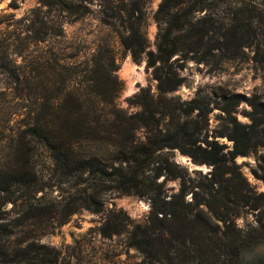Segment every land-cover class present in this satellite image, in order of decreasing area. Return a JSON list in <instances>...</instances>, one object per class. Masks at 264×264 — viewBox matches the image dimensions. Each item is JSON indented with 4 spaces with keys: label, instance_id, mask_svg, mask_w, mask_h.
Wrapping results in <instances>:
<instances>
[{
    "label": "trees",
    "instance_id": "obj_1",
    "mask_svg": "<svg viewBox=\"0 0 264 264\" xmlns=\"http://www.w3.org/2000/svg\"><path fill=\"white\" fill-rule=\"evenodd\" d=\"M86 1L90 2L38 3L39 9L47 6L50 11L75 14L88 8L82 3ZM144 6V0H132L130 8L122 9L125 20L114 28L136 59L147 49ZM156 18L159 42L157 50H148L147 55L158 81V95L142 88L129 98L130 104L138 107L133 113L113 101L122 82L116 76L118 65L110 47L104 53L98 50L99 57L87 67L90 75L85 90L90 97L100 98L99 104L84 106V92L71 75L63 77V85L45 86L39 92L37 74L12 71L14 82L23 89L28 111L5 164L9 168L0 166V206L22 200L30 208L26 219L32 209L52 213L61 204L64 216L79 207L105 214L101 229L106 236L132 227L129 242L143 257L139 264H264V256H246L247 248L264 241V191L258 192L249 183L236 161L237 156L264 146V102L257 97L252 100L248 123L227 110L230 127L219 135L232 140L233 148L225 150L226 145L216 138L201 139L198 122L192 127L188 117L197 108L194 101L184 106L181 100L168 96L183 83L180 69L187 59L219 62L256 45V57L264 60V0H162ZM41 32L38 41L46 40L48 34L46 30ZM63 65L67 70L74 69L73 65ZM38 144L49 150L61 188L74 181V189H65V202L37 197L49 186L36 174L34 150ZM175 148L198 164L212 165L211 171L190 172L175 162V168L164 165V161L169 162L166 155ZM164 172L180 179L179 191L170 197L159 181ZM113 189L150 199L151 209L144 224L134 223L123 211L117 218L112 216L113 210L106 209L101 194ZM189 193L192 200L187 199ZM244 207L257 211L258 217L257 224L246 230L234 220ZM218 221L223 222V229ZM5 233L10 237L13 227H6ZM16 259L6 255L0 264H12ZM18 261L56 264L58 255L49 246L32 241L21 248Z\"/></svg>",
    "mask_w": 264,
    "mask_h": 264
},
{
    "label": "rangeland",
    "instance_id": "obj_2",
    "mask_svg": "<svg viewBox=\"0 0 264 264\" xmlns=\"http://www.w3.org/2000/svg\"><path fill=\"white\" fill-rule=\"evenodd\" d=\"M88 1L82 2L88 6L87 9L80 8L82 12L71 14L59 9L50 11L47 6L39 9V0H0V166L4 170L10 166L5 164L9 161L12 145L20 137L18 134L28 111L23 89L14 82L12 71L27 70L37 74L39 92L45 86L63 85V77L71 75L77 78L78 84L75 85L81 89L80 92H84L81 99L84 106L93 102L99 104L100 98L90 97L85 90L86 84H89L87 76L90 75L87 67L96 56L99 57L98 50L104 53L110 47L118 65L116 76L122 82V89L112 97L114 103L133 113L138 107L130 104L129 98L142 88L158 95V81L153 67L148 65L147 51L157 50L160 25L156 12L162 0H144L142 23L147 49L139 59L122 44L114 29L125 20L123 8H130L132 0ZM43 30L48 33L44 37L46 40H36ZM256 51L255 45L219 62L185 61L184 68L180 69L184 81L168 96L181 100L184 106L194 101L192 104L197 108L188 119L192 121V127L197 122L200 124L201 139L216 138L226 145L225 150L232 149L233 141L219 135L220 131L227 133L230 127L227 110L233 111L238 120L248 123L252 100L257 97L264 102V60L256 57ZM100 61L104 64L103 59ZM64 63L73 65L74 69L67 70ZM177 65L178 62L175 63ZM69 102L72 100L69 99ZM203 145H206L205 142ZM170 151L166 155L169 162H163L170 168H175L172 164L175 162L190 172L201 170L207 173L212 169V165L207 163L196 166L198 163L178 148ZM236 161L249 183L258 192L264 191V146L252 149L247 155L237 156ZM34 164L39 180L49 185L37 197L65 202V189H74V181L61 188L58 184L60 175L56 173L50 152L40 144L34 150ZM159 181L164 184L169 197L180 189V179L168 172H164ZM2 195L3 192H0V201ZM101 195L106 209L113 210L111 214L115 218L123 211L134 223L144 224L147 221L151 209L147 196L116 189L104 191ZM187 199L192 200L193 194L189 193ZM61 206L52 213L32 209L27 219L24 217L29 207L22 200L0 206V261L7 255L9 259L18 257L12 264H27L18 260L21 248L32 241L54 249L58 255L56 264H139L142 260L139 250L129 242L132 227L128 231L106 236L101 229L105 214L79 207L76 212L64 216ZM257 218V211L244 207L237 212L234 220L239 228L246 230L257 224ZM218 222L223 229V222ZM6 227H13L10 237L5 233ZM246 256L248 259L263 257L264 241L247 248Z\"/></svg>",
    "mask_w": 264,
    "mask_h": 264
},
{
    "label": "bare ground",
    "instance_id": "obj_3",
    "mask_svg": "<svg viewBox=\"0 0 264 264\" xmlns=\"http://www.w3.org/2000/svg\"><path fill=\"white\" fill-rule=\"evenodd\" d=\"M135 68H136V67H135ZM132 69H133V68H132ZM130 71H131V70H130ZM135 72H136V71H135ZM139 72H140V70H139ZM131 74H132V72H131ZM133 75H134V74H133ZM132 85H133V84L131 83L130 86H132ZM130 88H131V87H130Z\"/></svg>",
    "mask_w": 264,
    "mask_h": 264
},
{
    "label": "water",
    "instance_id": "obj_4",
    "mask_svg": "<svg viewBox=\"0 0 264 264\" xmlns=\"http://www.w3.org/2000/svg\"><path fill=\"white\" fill-rule=\"evenodd\" d=\"M200 164H196V166H199Z\"/></svg>",
    "mask_w": 264,
    "mask_h": 264
}]
</instances>
